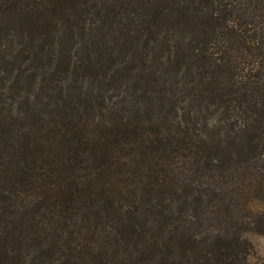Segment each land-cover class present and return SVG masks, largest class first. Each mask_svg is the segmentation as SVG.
<instances>
[{"label": "trees", "instance_id": "1", "mask_svg": "<svg viewBox=\"0 0 264 264\" xmlns=\"http://www.w3.org/2000/svg\"><path fill=\"white\" fill-rule=\"evenodd\" d=\"M263 195L264 0H0V264H250Z\"/></svg>", "mask_w": 264, "mask_h": 264}, {"label": "rangeland", "instance_id": "2", "mask_svg": "<svg viewBox=\"0 0 264 264\" xmlns=\"http://www.w3.org/2000/svg\"><path fill=\"white\" fill-rule=\"evenodd\" d=\"M255 205H264V195ZM253 253L251 254L250 264H264V235H253L251 237Z\"/></svg>", "mask_w": 264, "mask_h": 264}]
</instances>
